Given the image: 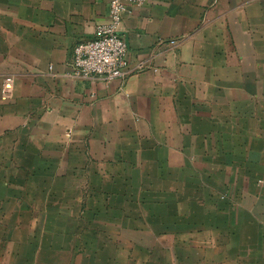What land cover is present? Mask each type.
<instances>
[{
    "label": "crops",
    "instance_id": "obj_1",
    "mask_svg": "<svg viewBox=\"0 0 264 264\" xmlns=\"http://www.w3.org/2000/svg\"><path fill=\"white\" fill-rule=\"evenodd\" d=\"M108 21L109 0H0V201H46L57 231L85 213L146 230L137 208L189 233L163 264H264V0L128 5L129 75L78 77Z\"/></svg>",
    "mask_w": 264,
    "mask_h": 264
},
{
    "label": "rangeland",
    "instance_id": "obj_2",
    "mask_svg": "<svg viewBox=\"0 0 264 264\" xmlns=\"http://www.w3.org/2000/svg\"><path fill=\"white\" fill-rule=\"evenodd\" d=\"M40 191H37L39 198L42 197ZM0 202L3 203L0 208V264H27L24 258L18 259L19 256H38V264H163L162 257L174 261L176 256H190L193 251L191 243H187L191 240L184 242L185 235L189 234L182 231L184 228L176 231L168 226L159 231L152 224L156 219L138 214L137 208L130 225L146 230L122 231L119 224L110 225L114 220L118 223L117 218L112 221L108 216L99 218L102 220L99 221L94 215L85 213L70 217L76 224V231H63L66 227L63 225L57 231L51 218L59 224L60 221L66 222V217L45 215L43 206L46 201L38 199L21 215L15 214L19 205L14 199L6 198ZM50 202L54 204L55 200ZM177 236L183 245L178 243ZM52 259L56 261L52 262Z\"/></svg>",
    "mask_w": 264,
    "mask_h": 264
},
{
    "label": "built area",
    "instance_id": "obj_3",
    "mask_svg": "<svg viewBox=\"0 0 264 264\" xmlns=\"http://www.w3.org/2000/svg\"><path fill=\"white\" fill-rule=\"evenodd\" d=\"M147 0H109V21L98 25L95 37L78 44L74 49L73 67L75 74L84 79L100 77L107 81L122 80L129 75L127 45L120 36L123 16L128 5L141 6ZM143 69V65L138 67ZM14 80L7 77L3 87L6 100L13 89Z\"/></svg>",
    "mask_w": 264,
    "mask_h": 264
}]
</instances>
